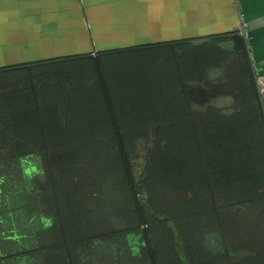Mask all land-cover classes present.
Returning <instances> with one entry per match:
<instances>
[{
    "label": "trees",
    "instance_id": "trees-1",
    "mask_svg": "<svg viewBox=\"0 0 264 264\" xmlns=\"http://www.w3.org/2000/svg\"><path fill=\"white\" fill-rule=\"evenodd\" d=\"M122 58L142 72H110ZM38 61L0 68V264H264L262 94L237 31Z\"/></svg>",
    "mask_w": 264,
    "mask_h": 264
},
{
    "label": "crops",
    "instance_id": "crops-1",
    "mask_svg": "<svg viewBox=\"0 0 264 264\" xmlns=\"http://www.w3.org/2000/svg\"><path fill=\"white\" fill-rule=\"evenodd\" d=\"M34 6L52 14L42 19L50 28L52 23L61 21L67 31L86 30L85 25H89L94 34L118 32L125 40H140L124 46L145 44L143 37L151 41L170 40L169 36L159 38L157 34L185 22L188 26L194 22L195 28L201 25L202 34L195 37L202 38L228 31L239 33L241 22L245 36L240 35L246 42L257 82L264 88V0H0V68L31 61L30 57H17L20 42L23 50L31 42L29 38L16 37L15 22L25 23L26 16L38 14L39 11L32 10ZM15 15L20 17L16 19ZM78 37L75 44L88 46L85 35ZM260 93L264 105V90Z\"/></svg>",
    "mask_w": 264,
    "mask_h": 264
},
{
    "label": "rangeland",
    "instance_id": "rangeland-1",
    "mask_svg": "<svg viewBox=\"0 0 264 264\" xmlns=\"http://www.w3.org/2000/svg\"><path fill=\"white\" fill-rule=\"evenodd\" d=\"M32 10L39 11V13L32 14L31 16H26L25 23L17 24V22H15L16 37L25 38L26 40H28L29 38L31 42V46L29 48H26L23 50L22 42H20L21 49L16 48L17 50L20 51V54L17 55V57H25V58L30 57L31 58V61L26 60L24 63L34 62L30 64H33V65L42 64L43 65L42 62L44 61H40V62L39 61L35 62V61L45 59V58H50V57H57L61 55L82 53V52L95 51V50L107 49V48L124 47V45H131V44L139 43L140 41V40H125V37L121 38L118 32L100 31L98 34L97 33L94 34V31H92L93 29L90 30L89 25L87 26L85 25L86 30H82L80 28L74 30L73 28H70V31H67V30H63V26H62L63 23L61 21H56L55 23H52L53 28H50V26L46 22L44 23L42 22V19L43 18L46 19L52 14L45 12V9L43 10L42 8L35 7V6ZM15 17L17 19L20 17V15H15ZM191 17L193 18L194 16L192 15ZM27 20H31V22H29L28 24ZM194 26H195L194 22H192L189 26L185 22L184 24H179V26L171 29L168 32H162V34H157V36L159 38L160 37L165 38L166 36H169L172 39H176V38L195 37L196 35L202 34V26L198 25L200 26V28L198 27L195 28ZM23 27H25V30H22ZM84 35L87 37V38L85 37V41H88V46L87 44L82 45V46H78L77 44H75L74 40L78 36H84ZM147 38L143 37L142 43L155 42V41L148 40ZM78 39L80 40L81 37H78ZM159 41H163V40H159ZM24 63H19V64H24ZM127 66H130L128 58L118 59V61L111 60L109 64V71L113 73L115 70L119 71L120 69L126 70L130 68ZM20 67L22 68L24 66L22 65ZM140 70H141L140 63L138 62V64H131V68L128 72L130 75L133 74L131 77H134L136 75L134 73L138 71L142 72ZM128 72H126V75H128ZM38 74L42 77L47 76L49 77L50 80H53L54 82L55 76L47 74L46 71H44V73H38ZM35 76L33 77L36 83L41 81V80H38V78ZM23 83L25 82L21 78L20 83H16V86H25ZM129 87L131 91H134L135 93H139L141 92L142 89H145L143 82H140L139 84H137L136 80L133 83L130 82ZM88 90H86V92H88ZM79 93H81V91H79ZM84 93L85 91L82 90V93L77 98V101H76L77 103H83L84 101L88 106H95V107L98 106L99 101H98L97 96L92 97V95H88L87 97V95ZM118 99H120V97ZM60 110L62 111L63 107H60ZM76 116L78 118L77 119L75 117L74 118L80 123H82V125L84 126L91 127L92 129H94L97 125L95 118H91L90 116H87L86 114H84V116L82 115L78 116L76 114ZM76 122L73 120V122H71V125L72 126L76 125L75 124ZM58 139L62 141V137H59ZM73 143L75 145L74 152L78 154L79 156L87 155L89 153V146L80 144V142H78L77 139ZM135 144H136L135 151L137 152V155L139 156V158L136 160V164H141L142 158L144 157L143 149L146 143L144 141L137 140ZM25 166H26V170L28 173H30L33 170V167L29 166V164ZM105 193L107 194L108 191ZM116 204H117V207H120L122 209V211L120 209V213L122 212V214L117 217V220L119 222L120 221L125 222L129 220L130 216L133 219V215L129 211L127 212L125 208L126 207L125 202L119 201ZM193 224H194V221H189L188 224L186 221L181 222L182 226L193 225ZM123 228L127 229L126 225H124ZM125 232L126 231H124V233Z\"/></svg>",
    "mask_w": 264,
    "mask_h": 264
},
{
    "label": "water",
    "instance_id": "water-1",
    "mask_svg": "<svg viewBox=\"0 0 264 264\" xmlns=\"http://www.w3.org/2000/svg\"><path fill=\"white\" fill-rule=\"evenodd\" d=\"M238 17H239V16H238ZM239 34H241L242 36H245V34H244V29H243V25L241 24V22H240ZM256 84H257V87H258V89H259L260 84H259L258 82H256ZM259 92H260V90H259ZM260 101H261V105H262V108H263L264 105H263V102H262V98H260ZM263 109H264V108H263ZM263 112H264V110H263Z\"/></svg>",
    "mask_w": 264,
    "mask_h": 264
},
{
    "label": "flooded vegetation",
    "instance_id": "flooded-vegetation-1",
    "mask_svg": "<svg viewBox=\"0 0 264 264\" xmlns=\"http://www.w3.org/2000/svg\"><path fill=\"white\" fill-rule=\"evenodd\" d=\"M87 52H88V51H87ZM31 65H33V64H31ZM27 66H28V65H24V67H27ZM25 76H28V75L25 74ZM28 80H29V78H28ZM25 162H26V165L29 164V161L26 160ZM25 162H24V163H25ZM24 169H25V168H24ZM25 171H26V170H25Z\"/></svg>",
    "mask_w": 264,
    "mask_h": 264
},
{
    "label": "built area",
    "instance_id": "built-area-1",
    "mask_svg": "<svg viewBox=\"0 0 264 264\" xmlns=\"http://www.w3.org/2000/svg\"><path fill=\"white\" fill-rule=\"evenodd\" d=\"M259 90H260V92H263V90H264L263 86H259Z\"/></svg>",
    "mask_w": 264,
    "mask_h": 264
}]
</instances>
